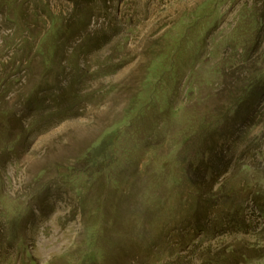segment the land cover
I'll return each mask as SVG.
<instances>
[{"label": "rangeland", "instance_id": "obj_1", "mask_svg": "<svg viewBox=\"0 0 264 264\" xmlns=\"http://www.w3.org/2000/svg\"><path fill=\"white\" fill-rule=\"evenodd\" d=\"M241 61L264 66V0H0V264H163L171 254L173 264H196L229 246L236 264H264V219L252 202L245 230H213L227 206L241 209L237 165L250 166L251 191L264 173V158L243 156L242 145L218 181L232 198L199 205L209 234L176 224L188 196L175 134L189 118L171 108L222 111V72ZM131 99L143 104L135 141L152 129L158 144L134 157L136 172L121 147L109 190L75 169L124 125Z\"/></svg>", "mask_w": 264, "mask_h": 264}, {"label": "trees", "instance_id": "obj_2", "mask_svg": "<svg viewBox=\"0 0 264 264\" xmlns=\"http://www.w3.org/2000/svg\"><path fill=\"white\" fill-rule=\"evenodd\" d=\"M242 61L236 65L229 64V67L232 65L230 74L227 71L222 72L219 86L222 93L221 99L216 95L221 102H224L222 106L217 105V108H221L222 111H216L214 114L208 111L205 113L208 118L199 111L193 113L186 108L179 110L171 108L170 113L177 118L183 116L189 118L188 121L184 119L186 125L180 127L175 134L176 137H179L177 139L178 151L175 154L176 168L180 178L186 183L188 196V201L186 200V205L183 208L184 213L178 215L180 217L179 223L176 224L186 222L192 224L194 221V225L199 226L201 222L197 218V214L200 204H209L217 196L224 200L228 196L232 198L236 190L225 186L227 183L221 184L218 181L223 174L230 170L238 146L242 145L241 153L243 156L249 153L253 160L264 158V120H262L264 118V66L256 67L248 61V64L243 65ZM107 68L114 72L120 68V65L111 64ZM149 83L150 81H147L144 86L147 88ZM154 84L156 85V83ZM150 96L155 99L152 93H149L147 97H140L145 106L148 102H153ZM130 101L132 104L125 109L126 116L124 118L127 121L124 125L109 130L98 142L88 147L81 158L84 169H75L84 174L89 181L98 179L102 182L103 180V188L109 190H114L117 187L118 179L113 178L112 173L117 172V168H119L118 170L122 168L120 165L122 157L119 152L121 147L125 163L127 159L133 164L135 161L132 171L136 172L140 169L136 161L155 150L158 144V137L155 138L157 135H153L152 129L145 132V140L135 141L136 134L134 132L137 133L138 126L135 127V123H131V120L138 119L139 109L143 107V104L140 100L131 99ZM258 127L259 132L254 131ZM252 131L254 132L252 133ZM173 134L174 132L171 133V136ZM126 136L129 137V140L123 147L122 142ZM154 138L155 140H153ZM250 141H252L251 144L247 145ZM136 155L139 156V160L134 159ZM237 166L238 172L236 174L242 175L244 178L243 189L247 192H245V197L240 205L241 209H231L227 206L225 212H221L222 220L217 221L213 227L215 234L238 233L245 230V206H243L245 201L252 202L258 209L259 215L264 219V193H262L264 173L257 177L258 187L251 191V187L249 190L247 189L250 166L246 163ZM72 171L74 170L72 169ZM212 176H215V179ZM180 178L176 176L173 181L178 182ZM204 178H206V182H204ZM72 180L74 181V179ZM249 193L248 199L246 196ZM200 226L202 230L206 229L207 234H209V229L203 225ZM260 246L264 248V243ZM258 247L256 248L258 249ZM227 252H233L230 246L227 251L224 250V253L221 249L211 256L201 257L200 255L197 257L196 264H236L233 259H238L237 254L233 258L227 259L225 257L228 255ZM260 253L259 255L264 254V249ZM254 257L251 255V258ZM173 258V254H171L168 261L163 264H173V261H176ZM179 262L181 264L183 261ZM183 264H193V261L187 260Z\"/></svg>", "mask_w": 264, "mask_h": 264}]
</instances>
